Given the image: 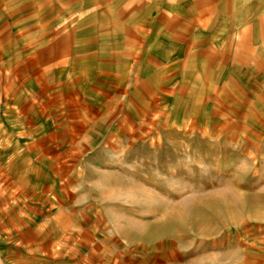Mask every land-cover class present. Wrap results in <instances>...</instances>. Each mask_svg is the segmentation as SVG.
<instances>
[{"label":"rangeland","instance_id":"rangeland-1","mask_svg":"<svg viewBox=\"0 0 264 264\" xmlns=\"http://www.w3.org/2000/svg\"><path fill=\"white\" fill-rule=\"evenodd\" d=\"M79 18L0 57V264H264L262 61L163 18L125 64Z\"/></svg>","mask_w":264,"mask_h":264},{"label":"crops","instance_id":"crops-1","mask_svg":"<svg viewBox=\"0 0 264 264\" xmlns=\"http://www.w3.org/2000/svg\"><path fill=\"white\" fill-rule=\"evenodd\" d=\"M74 17H80L78 25L88 34L90 53L106 55L102 51L106 37L113 44L114 33L122 34L117 41L118 54L125 64L141 63L140 50L144 48L150 50L146 51L147 56L157 58L163 18L180 25L187 34L203 32L198 23L206 20L213 33H231L229 59L234 69L250 68L258 60L264 64V0H0V57H5L6 49L14 48L11 38L30 43L28 48H37L43 46L46 32H77L67 22ZM56 44L60 45L58 40ZM80 70L84 69H75ZM65 73L56 72L55 79ZM74 91L70 83L60 84L55 97H60V102ZM88 100L84 96L82 103L87 104ZM14 245L15 250L20 249L19 242Z\"/></svg>","mask_w":264,"mask_h":264}]
</instances>
